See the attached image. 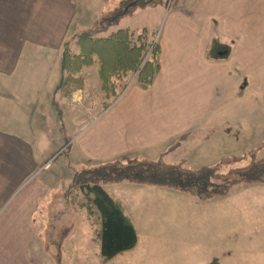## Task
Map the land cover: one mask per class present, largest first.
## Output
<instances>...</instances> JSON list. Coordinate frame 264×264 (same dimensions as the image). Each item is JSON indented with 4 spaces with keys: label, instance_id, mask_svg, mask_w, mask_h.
Returning a JSON list of instances; mask_svg holds the SVG:
<instances>
[{
    "label": "crops",
    "instance_id": "obj_1",
    "mask_svg": "<svg viewBox=\"0 0 264 264\" xmlns=\"http://www.w3.org/2000/svg\"><path fill=\"white\" fill-rule=\"evenodd\" d=\"M126 1L0 0V264L63 263L64 247L72 251L74 243L60 241V249L58 231L63 219L76 216L72 202L81 192L70 185L79 170L161 156L166 165L195 170L191 160L196 164L197 152L215 135L222 154V135L236 140L238 132L264 126L255 116L264 115V0H174L170 8L158 3L121 13ZM94 6H107L101 21ZM146 11L150 23L142 26L136 15ZM91 25L103 26L97 36L146 28L159 46L160 69L147 90L129 83L107 108L104 95L106 104L97 103L102 113L69 141L68 167L51 168L50 141L62 134L53 136L46 123L57 124L52 110L61 103L55 98L63 45L70 42L73 52V36ZM98 65L91 67L99 72ZM81 94L72 93L71 103L82 105ZM128 185L138 186H112Z\"/></svg>",
    "mask_w": 264,
    "mask_h": 264
},
{
    "label": "rangeland",
    "instance_id": "obj_2",
    "mask_svg": "<svg viewBox=\"0 0 264 264\" xmlns=\"http://www.w3.org/2000/svg\"><path fill=\"white\" fill-rule=\"evenodd\" d=\"M173 1L160 0L159 6L170 8ZM126 6H119L121 13L126 8L129 13L133 7ZM94 7L96 16L101 21L100 16L106 14L107 6ZM148 12L137 13V23L142 26L143 23H150ZM160 26L161 23L158 29ZM88 27L83 31L78 30L79 34L97 36V33H100L99 28L103 26H97L96 29H92V25ZM140 27L136 26L138 29L132 30H140ZM152 39L155 41V37ZM75 45H72L73 53L79 52L78 46ZM97 62L96 60L95 63ZM91 66L82 68L77 74L82 79L80 87L72 84L58 91L59 99H65V102L55 98L56 103L61 102L59 108L54 104L52 110L57 124L53 126L50 120L46 124H49L53 136L54 133L60 136V132L62 135L60 140L50 141V151L46 157L50 160L51 168L68 167L69 141L74 135L84 131L91 119L102 113L97 103L104 101L103 105L106 104L99 72ZM99 67L98 65V71ZM135 79V74H129L125 88L121 85L118 96H110L109 101H119L129 83L136 82ZM78 91L82 92V105L70 101L72 93ZM90 104L95 108L87 111L86 108H90ZM255 116L264 118L261 113H256ZM258 126L254 132H238V135H235L236 140H227L222 135V154L217 150V143L221 141L218 137L221 138V135H215L206 146L200 148L195 158L196 164L191 160L192 168L189 169L212 165L223 155L225 158L235 156L241 158V161L219 168V174L227 173L230 168L245 166L251 159L249 152L256 150L264 141V126L256 130ZM61 147L63 150L59 153ZM177 154L176 152L170 157L174 162L178 161ZM188 155L186 152L187 159ZM170 158L166 161L172 162ZM255 159H264V147L256 151ZM213 180L217 185L221 183L220 180ZM105 190L123 204L125 213L133 220L138 232L136 247L104 262L100 257L97 241L101 225L100 214L86 196L78 193L77 199L72 200L71 207L72 214L75 212L76 216L72 215L68 220L63 219L62 230L58 231L57 242L60 249V241L67 240L66 244L69 241L74 243L72 251L69 247H64L62 264H264V184H239L232 187L226 197H219L207 203H201L194 198L188 199V196L182 193H170L150 186L108 185ZM65 213L63 212L64 217L67 216ZM70 229L73 232L69 237Z\"/></svg>",
    "mask_w": 264,
    "mask_h": 264
},
{
    "label": "trees",
    "instance_id": "obj_3",
    "mask_svg": "<svg viewBox=\"0 0 264 264\" xmlns=\"http://www.w3.org/2000/svg\"><path fill=\"white\" fill-rule=\"evenodd\" d=\"M159 1L128 0L127 5L133 4V12L136 9L154 7ZM153 37L155 35L146 28L137 31L118 29L106 36H73L79 52L71 51L70 42L63 45L60 59L62 77L56 91L72 84L80 87L82 79L77 74L82 68L93 65L96 60L100 66L101 89L107 98L118 96V89L121 85L125 88L129 74H135L138 86L147 90L160 69V49ZM112 103L106 104L105 108ZM263 147L264 141L256 150L249 152V163L230 168L225 174H219L218 169L232 166L240 162L241 158H222L215 166L195 170H187L180 165H166L162 156L155 161L123 158L79 170L74 174L70 188L78 189L100 214V254L106 262L131 250L137 242L131 220L124 214L121 203L106 192V186L129 183L158 187L207 203L226 197L236 185L264 184V159H255L256 151ZM213 179L220 180L223 184L217 185Z\"/></svg>",
    "mask_w": 264,
    "mask_h": 264
},
{
    "label": "built area",
    "instance_id": "obj_4",
    "mask_svg": "<svg viewBox=\"0 0 264 264\" xmlns=\"http://www.w3.org/2000/svg\"><path fill=\"white\" fill-rule=\"evenodd\" d=\"M156 42V39H155V41H154V43Z\"/></svg>",
    "mask_w": 264,
    "mask_h": 264
}]
</instances>
